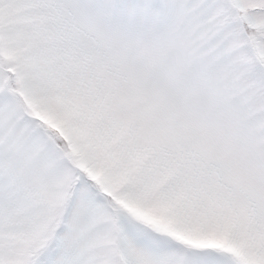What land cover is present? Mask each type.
<instances>
[{
    "label": "snow or ice",
    "instance_id": "1",
    "mask_svg": "<svg viewBox=\"0 0 264 264\" xmlns=\"http://www.w3.org/2000/svg\"><path fill=\"white\" fill-rule=\"evenodd\" d=\"M0 264H264V0H0Z\"/></svg>",
    "mask_w": 264,
    "mask_h": 264
}]
</instances>
